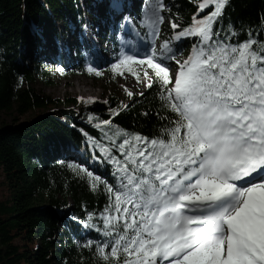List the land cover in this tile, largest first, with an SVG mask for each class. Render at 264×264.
Segmentation results:
<instances>
[{
    "label": "snow or ice",
    "instance_id": "6c2138e0",
    "mask_svg": "<svg viewBox=\"0 0 264 264\" xmlns=\"http://www.w3.org/2000/svg\"><path fill=\"white\" fill-rule=\"evenodd\" d=\"M192 2L191 22L169 19L172 34L161 40L171 8L146 0L139 19L145 42L122 49L111 66L148 88L159 84L160 107L174 115H163L167 123L149 137L114 125L121 109L110 108V118L95 124L101 139L84 133L112 165L113 182L67 162L91 191L103 186L107 194L103 209L87 211L82 221L102 237L82 246L106 264H264V40L251 27L224 23L230 0ZM108 11L136 19L120 0H109ZM189 37L196 38L191 51L178 59ZM170 61L178 65L174 72ZM87 71L101 75L91 65Z\"/></svg>",
    "mask_w": 264,
    "mask_h": 264
},
{
    "label": "trees",
    "instance_id": "16d2710c",
    "mask_svg": "<svg viewBox=\"0 0 264 264\" xmlns=\"http://www.w3.org/2000/svg\"><path fill=\"white\" fill-rule=\"evenodd\" d=\"M83 1L0 0V117L15 112L10 124L0 118V264H106L94 248L82 246L85 238L102 239L82 221L87 211L103 209L107 194L103 186L91 191L67 168V162L83 163L113 182L112 165L103 160L98 149L88 145L84 133L101 139V128L95 124L110 118V108L121 109L119 115L111 117L114 125L149 137L159 134L160 127L167 123L161 119L163 115H174L160 107L159 84L148 88L143 96L131 97L126 108L109 96L106 102L86 104L77 112L68 109L77 104L74 99L51 100L32 88L36 81L53 85L57 68H63V74L87 73L82 59L85 54L81 52L80 62L68 66L60 55L46 61L25 53L42 34L59 38L71 33L72 24L79 29L86 13ZM164 2L171 8L170 13L165 12L167 20L177 18L182 26L191 22L196 11L192 0ZM145 4L146 0H141V7L130 18H136L141 37L144 29L139 19ZM229 19L236 28L244 25L256 30L254 35L264 40V0H230L224 23ZM108 31L101 35L103 43L110 44L116 55V39ZM245 36L246 32L240 39ZM195 40L184 38L179 44L181 51H191ZM104 73L112 81L117 75L111 65ZM30 112L35 113L33 119L19 121ZM90 115L96 119L89 121ZM100 224L102 227V221Z\"/></svg>",
    "mask_w": 264,
    "mask_h": 264
},
{
    "label": "rangeland",
    "instance_id": "374dc122",
    "mask_svg": "<svg viewBox=\"0 0 264 264\" xmlns=\"http://www.w3.org/2000/svg\"><path fill=\"white\" fill-rule=\"evenodd\" d=\"M83 1V0H82ZM133 0L129 1H122V5L126 6V4L131 3ZM135 2L139 0H134ZM109 3V2H108ZM136 4V3H135ZM100 2L97 0H90V5H84V9L89 10L92 7H98L100 6ZM109 15V14H107ZM114 16H112L113 18ZM92 15L87 16L85 20H89L90 23H93L92 21ZM112 22L113 20H109ZM118 23V20L115 21V24ZM56 25H58L56 23ZM97 29L94 31V38L95 42H97L96 47L97 49H93V54L91 62L93 63V67H96L100 72L101 75L97 76L95 73H87L85 75H71V74H63L60 71H58L59 68H57L53 78L52 82L53 85L51 86H45L40 81H36L32 84V88L35 89L36 92H38L41 96L49 97L51 100H67L68 98H72L76 101L77 104L70 105L68 109L70 111L74 110H80V107L85 106L89 103H84L83 101L89 100V98H92V102L90 103H96V102H106L108 97H114L120 102L121 104H125L131 97H129L125 91V86L129 91L133 92V96L139 95L138 93L144 92L148 87H146L143 82H137L136 78L131 76V74L125 73L124 76L117 75L115 80H110L107 75L104 73V68L102 66L103 60H108L110 62L113 61L110 54H107V52H110V45L105 43L101 44L99 42V39L97 36L98 29L103 31L106 26H111V24L108 22L106 18H100L99 21L96 23ZM161 37L163 39L167 38L165 37V32L167 31V28H170L169 22H164L161 26ZM164 27H166V30H164ZM134 35V41L136 45H139L140 40L136 36V32L132 31ZM88 37V36H87ZM125 38V36L123 35ZM84 38L82 37V40ZM46 41V40H45ZM43 41V43L45 42ZM72 41V40H70ZM159 40L157 43L159 44ZM52 42L45 44L46 50L49 52L48 54H53L54 52V46L51 45ZM77 44L80 45V42H77ZM36 45L38 47L41 44H38L37 42H33V45L31 47H27V50L25 51L26 55L28 57H36ZM33 53H30L29 51L34 50ZM64 50V49H63ZM102 50H106V52H103ZM68 48H66V51L64 50L65 57L62 60V63H66L67 59L70 57V55L74 56L75 52L74 49L70 50V55L67 53ZM189 54V52H186L183 57H180L178 59H184ZM47 54L42 55V58L45 57ZM86 57H89V55H86ZM76 62V61H75ZM115 63V61H113ZM172 65V71L174 72L178 65L175 61L169 62ZM89 66L86 67V70ZM142 74V73H141ZM143 77H141L142 81ZM77 88V89H76ZM132 96V97H133ZM53 111V110H51ZM49 111V112H51ZM55 111V109H54ZM34 112H30L22 117L19 118L20 122H29L34 117ZM15 112H12L10 117H5V115H2L0 118L1 120H5L6 124H10L11 120L14 118Z\"/></svg>",
    "mask_w": 264,
    "mask_h": 264
},
{
    "label": "bare ground",
    "instance_id": "6f19581e",
    "mask_svg": "<svg viewBox=\"0 0 264 264\" xmlns=\"http://www.w3.org/2000/svg\"><path fill=\"white\" fill-rule=\"evenodd\" d=\"M127 5V4H126ZM53 50H55V49H53ZM49 53V52H48ZM77 89V88H76Z\"/></svg>",
    "mask_w": 264,
    "mask_h": 264
}]
</instances>
